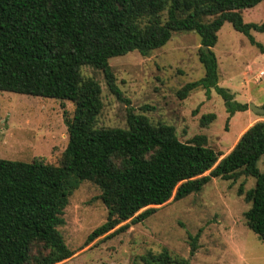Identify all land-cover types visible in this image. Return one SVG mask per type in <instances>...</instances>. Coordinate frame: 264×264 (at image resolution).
<instances>
[{
  "label": "trees",
  "instance_id": "trees-1",
  "mask_svg": "<svg viewBox=\"0 0 264 264\" xmlns=\"http://www.w3.org/2000/svg\"><path fill=\"white\" fill-rule=\"evenodd\" d=\"M263 1L0 0V90L75 104L74 116L66 117L69 142L60 165L43 157L0 158V264H58L69 259L74 252L59 227L65 224L70 195L85 180L101 189L108 210L87 244L144 221L171 199L200 192L213 178L236 181L242 175L256 179L246 192L241 185L239 194L251 204L244 213L247 226L264 240V172L259 168L264 120L251 124L221 159L207 135L181 141L174 126L153 125L132 108L126 128H97L102 87L93 78L85 79L81 68L90 64L101 69L111 93L130 104L110 59L132 51L146 56L167 44L174 32L194 31L201 39L199 60L205 75L186 83L178 96L186 99L202 88L210 97L215 89L230 118L249 105L219 85L213 48L220 29L230 22L264 53V44L252 34L264 32V22H247L242 13ZM216 119V113H207L200 122L205 126ZM199 236L192 237L193 253ZM142 259L146 264H191L168 250L149 252Z\"/></svg>",
  "mask_w": 264,
  "mask_h": 264
},
{
  "label": "rangeland",
  "instance_id": "rangeland-1",
  "mask_svg": "<svg viewBox=\"0 0 264 264\" xmlns=\"http://www.w3.org/2000/svg\"><path fill=\"white\" fill-rule=\"evenodd\" d=\"M242 13L247 22L263 23L264 1ZM252 34L264 44V32ZM201 47L196 32L176 31L167 44L146 56L132 51L112 57L116 82L130 104L111 93L101 69L83 65L84 78H93L102 87L103 108L96 127L126 128L128 108H132L153 125L174 126L181 141L207 135L208 145L223 158L247 129L248 117L257 122L264 115L249 108L229 118L224 99L215 89L210 97L199 88L186 99L179 98L178 91L186 83L205 75L199 60ZM213 50L219 62V85L234 93L239 103L263 106L264 53L230 22L220 29ZM74 112L71 101L0 90V158L31 161L43 157L60 165L69 142L66 117L72 118ZM207 113H216L217 119L204 126L200 120ZM259 168L264 172V155ZM255 184L252 176L242 175L236 181L213 178L200 192L171 199L144 221L87 244L88 236L106 221L108 210L100 198L101 189L85 180L70 195L65 224L59 227L74 254L58 264H146L144 255L163 250L188 258L191 264H264V240L247 226L244 213L251 204L239 194L241 185L246 192ZM198 233L193 253L192 237Z\"/></svg>",
  "mask_w": 264,
  "mask_h": 264
},
{
  "label": "water",
  "instance_id": "water-1",
  "mask_svg": "<svg viewBox=\"0 0 264 264\" xmlns=\"http://www.w3.org/2000/svg\"><path fill=\"white\" fill-rule=\"evenodd\" d=\"M249 108L256 114H259V115H264V107L263 106H257L253 103H251L249 105Z\"/></svg>",
  "mask_w": 264,
  "mask_h": 264
},
{
  "label": "crops",
  "instance_id": "crops-1",
  "mask_svg": "<svg viewBox=\"0 0 264 264\" xmlns=\"http://www.w3.org/2000/svg\"><path fill=\"white\" fill-rule=\"evenodd\" d=\"M248 112H249V111H248ZM254 119H255V117L251 118V117L249 116V117H248V122H247V124H246L245 127L248 128V127L250 126V124H249L250 121H253V124H254V123L256 122ZM248 124H249V125H248ZM251 124H252V123H251ZM251 126H252V125H251ZM245 130H246V129H245ZM239 138H240V135H238V138L236 139L235 145H236V143L238 142ZM235 145H234V146H235ZM234 146H232V149H233ZM232 149H231V150H232ZM231 150H230V151H231ZM230 151H229V152H230Z\"/></svg>",
  "mask_w": 264,
  "mask_h": 264
},
{
  "label": "bare ground",
  "instance_id": "bare-ground-1",
  "mask_svg": "<svg viewBox=\"0 0 264 264\" xmlns=\"http://www.w3.org/2000/svg\"><path fill=\"white\" fill-rule=\"evenodd\" d=\"M252 123V122H251ZM251 123H250V125H251ZM249 128V127H248Z\"/></svg>",
  "mask_w": 264,
  "mask_h": 264
}]
</instances>
